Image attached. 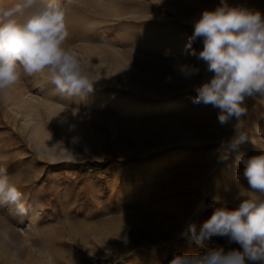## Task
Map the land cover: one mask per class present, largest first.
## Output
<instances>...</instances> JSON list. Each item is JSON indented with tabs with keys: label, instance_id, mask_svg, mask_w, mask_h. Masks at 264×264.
<instances>
[{
	"label": "rangeland",
	"instance_id": "374dc122",
	"mask_svg": "<svg viewBox=\"0 0 264 264\" xmlns=\"http://www.w3.org/2000/svg\"><path fill=\"white\" fill-rule=\"evenodd\" d=\"M228 2L264 14V0ZM219 4L75 0L67 44L96 80L92 90L52 95L25 77L0 95V165L19 177L30 205L25 216L0 205V264H169L177 253L240 247L182 236L246 198L237 157L264 151V98H246L239 130L235 117L221 124L219 109L194 102L213 73L197 58L202 38L189 47V37ZM180 63L199 75L185 78Z\"/></svg>",
	"mask_w": 264,
	"mask_h": 264
},
{
	"label": "clouds",
	"instance_id": "9594fccd",
	"mask_svg": "<svg viewBox=\"0 0 264 264\" xmlns=\"http://www.w3.org/2000/svg\"><path fill=\"white\" fill-rule=\"evenodd\" d=\"M74 3L0 0V95L25 77L42 82L52 95L73 97L92 90L96 80L67 44ZM201 38L203 48L193 54L213 75L196 87L194 102L219 109L221 124L235 117L239 130L248 112L246 98H264V14L220 0L195 22L188 46ZM177 71L191 78L199 75L200 68L180 63ZM242 139V133L234 137L233 146ZM237 161L244 165L242 175L248 184L239 186V195L246 198L235 208H215L199 226L189 223L182 236L200 247L216 236L240 247L177 253L169 264H264V151L250 157L241 154ZM22 187L19 177L0 165V205L14 206L18 215L25 216L30 205Z\"/></svg>",
	"mask_w": 264,
	"mask_h": 264
},
{
	"label": "bare ground",
	"instance_id": "6f19581e",
	"mask_svg": "<svg viewBox=\"0 0 264 264\" xmlns=\"http://www.w3.org/2000/svg\"><path fill=\"white\" fill-rule=\"evenodd\" d=\"M23 101H25V100H23ZM26 102V101H25ZM28 104V103H27ZM33 110V109H32ZM30 113H32V111L30 112ZM31 119L33 120V117H31ZM41 130H42V128H41V125H40V123H38V122H36L35 121V123H34V126H33V132L35 133V135L38 137V139H39V143H40V147L42 148V149H45V147H46V144H45V142H44V138H43V136L41 135ZM181 131H182V133H187V130H185V129H181Z\"/></svg>",
	"mask_w": 264,
	"mask_h": 264
},
{
	"label": "trees",
	"instance_id": "16d2710c",
	"mask_svg": "<svg viewBox=\"0 0 264 264\" xmlns=\"http://www.w3.org/2000/svg\"><path fill=\"white\" fill-rule=\"evenodd\" d=\"M104 163V161H97V162H86V165H89V164H94V165H100Z\"/></svg>",
	"mask_w": 264,
	"mask_h": 264
}]
</instances>
